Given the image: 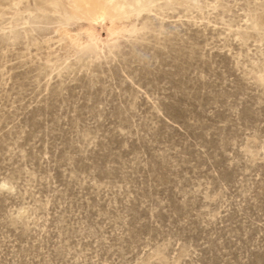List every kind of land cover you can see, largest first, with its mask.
Returning <instances> with one entry per match:
<instances>
[{
    "label": "rangeland",
    "instance_id": "374dc122",
    "mask_svg": "<svg viewBox=\"0 0 264 264\" xmlns=\"http://www.w3.org/2000/svg\"><path fill=\"white\" fill-rule=\"evenodd\" d=\"M70 1L0 0V264H264V0Z\"/></svg>",
    "mask_w": 264,
    "mask_h": 264
},
{
    "label": "bare ground",
    "instance_id": "6f19581e",
    "mask_svg": "<svg viewBox=\"0 0 264 264\" xmlns=\"http://www.w3.org/2000/svg\"><path fill=\"white\" fill-rule=\"evenodd\" d=\"M121 1L122 0H71L69 5L74 12H78L96 22L103 23L102 21L109 15V11L117 8L118 3ZM88 50H90V48H88Z\"/></svg>",
    "mask_w": 264,
    "mask_h": 264
}]
</instances>
